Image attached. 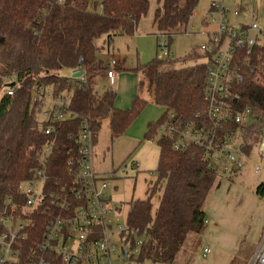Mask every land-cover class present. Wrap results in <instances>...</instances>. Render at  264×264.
I'll return each instance as SVG.
<instances>
[{"label":"trees","instance_id":"trees-1","mask_svg":"<svg viewBox=\"0 0 264 264\" xmlns=\"http://www.w3.org/2000/svg\"><path fill=\"white\" fill-rule=\"evenodd\" d=\"M151 1L0 0V218L10 199L22 198L19 186L32 177L49 140L39 106L34 103L39 88L69 94L72 110L89 119L96 140L103 120L108 119L113 141L143 113L148 102L141 95L147 90L164 112L159 121L148 125L144 136L145 141H156L160 149L157 182L146 191L145 201L131 202L129 207V226L144 238L138 264H177L179 256L189 253V247L200 241L208 224L207 201L223 173L210 165L204 148L193 145L187 152H175L176 139L161 136L158 131L172 121V116L183 128H213L204 100L208 70L207 64L200 61L205 55L192 52L183 59L160 58L139 65L134 71L141 75V91L130 110L116 109L117 93L112 88L101 94L96 88L97 79L108 71L99 58V40L104 37L110 44L114 37L134 36L149 14ZM157 1L161 6L155 10L154 25L167 31L186 28L201 0ZM256 53L253 63L264 68V47L258 46ZM62 70H71L72 76H59ZM75 73L82 77L74 78ZM82 79L85 82L79 85ZM10 84H15L16 91L11 97ZM241 92L243 107L251 108L257 122L245 128L225 124L223 131L217 132V144L225 136L244 130L248 145L243 154L249 159L264 145V76L260 83L249 79ZM78 126L76 121L57 125V150L63 170L68 153L78 147ZM253 130L258 134L249 144L248 135ZM257 193L264 198V181ZM157 197L154 210L153 200Z\"/></svg>","mask_w":264,"mask_h":264},{"label":"built area","instance_id":"built-area-1","mask_svg":"<svg viewBox=\"0 0 264 264\" xmlns=\"http://www.w3.org/2000/svg\"><path fill=\"white\" fill-rule=\"evenodd\" d=\"M245 7L231 8L225 0L213 1L201 18L203 28H215L206 33L209 41L198 51L208 60L204 100L213 128H183L172 116V121L158 131L161 136L176 139L175 152H187L193 145L204 148L210 165L223 174L243 169V151L248 144L244 130L225 136L220 144L217 132H222L225 124L235 123L241 128L256 124L251 108L243 107L241 89L249 79L260 83L264 76V68L253 63L258 56L256 48L264 47V26L256 19L250 24H234ZM198 17L195 9L186 28L159 30L155 34L159 52L174 59L173 37L194 32ZM118 65L114 58L108 65L106 76L111 86L116 85ZM84 82L82 79L79 85ZM15 93L14 87L8 90L10 97ZM36 97L34 103L39 106L41 123L46 125L44 134L49 140L32 177L19 186L22 198L10 199L0 218V264H138L137 253L144 240L130 228L129 214L124 215L125 203L114 199L117 188H112V184L119 180V173L138 170L139 164H126L118 173L98 175L96 136L89 119L72 110L71 96L39 88ZM75 121L79 125L78 147L68 153L63 170L57 150V125ZM255 171L260 173L261 168L257 166ZM262 234L257 251L247 264H264V231ZM202 251L204 258L212 253L209 247Z\"/></svg>","mask_w":264,"mask_h":264},{"label":"rangeland","instance_id":"rangeland-1","mask_svg":"<svg viewBox=\"0 0 264 264\" xmlns=\"http://www.w3.org/2000/svg\"><path fill=\"white\" fill-rule=\"evenodd\" d=\"M219 0H201L196 13L199 17L194 21L196 27L195 31L190 34H178L173 37L172 52L174 53V59H183L189 56L192 52H198L201 45H204L209 41L206 33L214 31L213 25H208L203 28L201 24V18L204 17L208 11V7L211 2ZM227 6L234 8L241 5H245V11L243 10L241 16L234 20V24L239 26V22L250 24L253 19H256L257 23L264 26V0H225ZM161 6L157 0H152L149 14L140 22L138 30L134 36H119L114 37L111 44H106L105 39L99 40V58L104 62L108 61L111 57L114 58L120 67H124L126 71H116L119 74V80L116 85L111 87L109 81L105 79L104 75L99 77L96 82L97 92L103 93L106 89H113L117 93L115 101L116 109L130 110L133 105L134 98L140 93L139 87V75L134 69H137L139 65H145L152 62L155 59L168 58L158 50V41L155 34L159 33V28L154 25L155 10ZM194 33V34H193ZM111 48V53L108 48ZM207 58L202 59L200 63H207ZM121 72V73H120ZM63 78H70L72 76L71 70H62L58 73ZM9 82L6 84L8 85ZM141 97L148 102L145 110L139 116V118L132 124L128 131L124 135L118 137L116 140H112V133L110 130V121L108 119L103 120L102 127L99 131L98 141L96 142V172L100 176L106 175V173H113V171L119 172L120 168L126 164H139L140 174L136 177V173L130 174L119 173V178L127 180H118L113 182L112 188L117 187L116 192L113 195L114 199L118 202H124L127 205L124 207V215L129 214L130 204L135 201H145L147 199L146 191L155 185L157 179L156 173L158 170V154L159 147L156 141H145L144 135L146 133L147 125L150 122H157L162 118L161 109L153 104L152 95L147 90L142 92ZM261 126L257 124L259 129ZM258 134L255 130L248 135L249 144H253L255 136ZM264 153V145L261 147V152ZM257 151L255 150L254 156L257 158ZM258 159V158H257ZM258 164L263 163L258 159ZM254 163L247 164L249 170L247 177L240 181V178L235 181L236 185L245 189L246 192H251L253 189L249 187L251 184L258 182V177L253 174ZM143 174V175H141ZM145 176L152 177L149 181H145ZM135 178V179H134ZM134 179V180H133ZM159 197L153 200L154 210L157 209ZM141 238V237H140ZM144 239V238H141ZM190 253V252H189ZM139 255V253H137ZM180 264V259L177 260ZM150 264V263H144Z\"/></svg>","mask_w":264,"mask_h":264},{"label":"crops","instance_id":"crops-1","mask_svg":"<svg viewBox=\"0 0 264 264\" xmlns=\"http://www.w3.org/2000/svg\"><path fill=\"white\" fill-rule=\"evenodd\" d=\"M112 50L110 47L108 48L110 53ZM111 59L112 57L107 62L105 61L107 66ZM117 67L116 71L119 69ZM123 70L126 71L124 67H120L119 71ZM116 73L118 74V72ZM137 74L140 81L141 75ZM105 79L110 83L107 76ZM161 111L164 112V109L162 108ZM256 151L258 153L257 158L263 163L262 165L258 164V159L253 155L252 158H245L246 163L239 172L222 174L218 188L215 189L206 204L208 224L205 231L201 235L200 241L197 240V243L193 244L191 249L189 247L190 253H182L179 256L180 264H247L255 254L264 231V198L257 193L258 186L264 181V156L260 153V147ZM159 156L160 149L158 161ZM250 162L254 163L253 174L258 177V182L249 186L253 189L251 192H246L245 189L239 188L235 181L239 178L240 181H243L247 177L249 172L247 164ZM257 166L261 168L260 173L255 171ZM132 172H135L137 177L140 174V167L138 170L130 171L127 174ZM149 178L152 179L149 176H145V181H149ZM120 180L127 181L119 178L118 182ZM205 247H209L212 250L211 255L206 258L203 257L202 251Z\"/></svg>","mask_w":264,"mask_h":264},{"label":"water","instance_id":"water-1","mask_svg":"<svg viewBox=\"0 0 264 264\" xmlns=\"http://www.w3.org/2000/svg\"><path fill=\"white\" fill-rule=\"evenodd\" d=\"M80 77H82V74H81V73H75V74H74V78H80ZM14 85H15V84H10L9 87H10V86H13V87H14Z\"/></svg>","mask_w":264,"mask_h":264}]
</instances>
